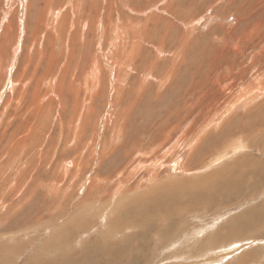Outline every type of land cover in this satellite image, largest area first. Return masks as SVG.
<instances>
[{"label": "rangeland", "instance_id": "obj_1", "mask_svg": "<svg viewBox=\"0 0 264 264\" xmlns=\"http://www.w3.org/2000/svg\"><path fill=\"white\" fill-rule=\"evenodd\" d=\"M262 145L264 0H0V264H264Z\"/></svg>", "mask_w": 264, "mask_h": 264}, {"label": "bare ground", "instance_id": "obj_2", "mask_svg": "<svg viewBox=\"0 0 264 264\" xmlns=\"http://www.w3.org/2000/svg\"><path fill=\"white\" fill-rule=\"evenodd\" d=\"M188 25V24H187ZM67 66V65H66ZM136 104V103H135ZM172 106V105H171ZM235 107V106H234ZM233 120V119H232ZM223 122V121H222ZM208 129V128H207ZM206 133V132H205ZM261 144V143H260ZM29 146V145H28ZM262 146H264V145H262ZM261 146V147H262ZM230 148H232V147H230ZM263 149V148H262ZM261 149V150H262ZM95 156V155H94ZM243 164H245L246 165V170H244L243 172H241V173H239V174H241V178L238 180L239 182H242V180H243V176H242V174L243 173H247L248 175L247 176H249V178L251 177V173H252V171H255V170H259V169H262V168H264V162L263 163H260V162H254V161H252V160H249V159H247V161H244V163H242V164H239V168L243 165ZM185 167V166H184ZM241 168H245L244 166H242ZM171 170H174V172L175 173H177V172H179L181 175H183L184 174V168H183V166H182V162L180 161V160H178V161H175L173 164H172V166H171ZM229 170H231L230 168H228V166L225 168V170H222V169H220V171L221 172H223V171H225V173H229V174H231L230 172H229ZM187 175V174H186ZM259 179L262 181V178L261 177H259ZM231 185V184H230ZM256 187V185L253 183V184H250L249 185V187L245 190V193L246 192H248V191H252L254 188ZM200 188H202V189H206V188H211V189H214V187L212 186V187H210V185L209 186H207V185H203V186H200ZM233 188V187H232ZM179 190V189H178ZM207 190V189H206ZM184 190H182V192H183ZM174 192V191H173ZM195 193H197V192H195ZM195 193L193 192L192 193V196H191V198L195 195ZM183 194V193H182ZM199 194V193H198ZM258 194V193H257ZM184 195V194H183ZM189 195V194H188ZM201 197L202 198V195L201 194H199L198 196H197V198L198 197ZM65 197V196H64ZM174 197V196H173ZM194 198V197H193ZM175 199H176V197H175ZM178 199V198H177ZM211 199H215V197L213 196V195H210V196H208V197H205L204 198V201L205 202H207L206 200H211ZM144 200V199H143ZM149 200H151V201H149ZM173 200V199H172ZM192 201H194V200H192ZM203 200L200 202V204L202 203V202H204ZM174 202V201H173ZM175 203V202H174ZM203 204V203H202ZM258 204V203H257ZM168 205H169V202L166 200V197H164V196H155V197H149V198H147L146 200H144V201H141V200H139V201H137V203H136V206L134 207V208H132V209H126V207H125V210H124V213H125V215H130V218H129V224H131V225H133V226H141L142 227V230H144V232H145V230L146 231H149V230H151V231H154L155 230V228H157V225L158 224H161L162 225V223H161V221H160V219L162 218V214L164 215V219H165V216H167V218H169V220H170V218L172 219V217H174L175 215H179L178 217H180L181 219H183L182 218V214L184 213V211L186 212V208L187 207H185L184 209H179V208H175V209H172V205L171 206H169L168 207ZM195 205H197L196 203H195ZM175 206V205H174ZM192 206V205H191ZM194 206V205H193ZM201 206V205H200ZM208 206V205H207ZM264 206V205H263ZM260 207L259 209L260 210H264V207ZM202 207V206H201ZM163 208H164V211H163ZM198 208H200V207H198ZM196 209V208H195ZM206 209V208H205ZM177 210V211H176ZM192 210H194L193 208H192ZM198 210V209H197ZM201 210H203V209H200V211ZM207 211V210H206ZM144 214H147L148 215V217H151V216H153V217H158V216H160L159 217V222L157 223V224H150L148 221H147V218H145L144 217ZM187 214V213H186ZM185 215V214H184ZM177 217V218H178ZM259 216L258 215H256V218H258ZM139 218H141V222H139L140 220H139ZM240 219V218H239ZM176 220H178V219H176ZM183 221V220H182ZM179 222V221H178ZM180 222H181V220H180ZM256 221H252V220H250V221H245L244 222V225L247 227V229H248V227H251L254 223H255ZM178 224V223H177ZM180 224V223H179ZM178 224V225H179ZM124 226V225H123ZM158 229V228H157ZM161 229V231L163 232V233H161V234H158V232H157V237H158V239H159V241H161V240H163V241H161L162 243H163V245L165 246V247H167V244H166V240L164 241V239H166V237H165V230H163L162 228H160ZM233 229H234V226H233ZM138 230V229H137ZM136 230V231H137ZM157 231V230H156ZM156 231H154V232H156ZM167 231V230H166ZM124 232V231H123ZM241 232V231H240ZM126 233V232H125ZM127 234V233H126ZM168 234V233H167ZM109 236H112V235H109ZM167 236V235H166ZM142 237V236H141ZM112 238V237H111ZM179 238V237H178ZM57 239V238H56ZM113 239V238H112ZM107 240L108 241H110L108 238H107ZM216 240L217 241H222L223 242V245H221V246H212V247H210V248H208V249H206L204 252H209V251H214L215 249H224L225 248V246L226 245H228V244H226L227 242H230V241H234L235 240V238L233 237V236H227V235H222V237L221 238H216ZM129 241H132V234H130V238L129 239H126V237L125 238H122L121 239V243L122 244H120V245H118V246H120V247H123V248H125V247H127L128 245H129ZM177 241V240H176ZM145 242V241H144ZM110 243H112V241L110 242ZM114 243V242H113ZM134 243V242H133ZM168 243H169V241H168ZM174 243V242H173ZM177 243V242H176ZM234 243V242H233ZM107 244V243H106ZM236 244V243H235ZM170 245V244H169ZM172 245V244H171ZM174 245V244H173ZM183 245H185L184 243H183ZM118 246H116V247H118ZM110 247V246H109ZM106 248V245L104 244V249ZM113 248V247H112ZM146 248L147 247H144V249H140L138 252L137 251H134V253H135V258H143L144 259V257L146 258V255H144V252H145V250H146ZM115 249V248H114ZM230 249H234V247H232V248H228V250H230ZM108 250V249H107ZM111 250V249H110ZM109 250V251H110ZM117 250V249H116ZM122 250H126V249H122ZM147 251V250H146ZM223 251H225V250H223ZM111 252H113L112 250H111ZM117 252V251H116ZM203 252V253H204ZM107 253V252H106ZM107 254H109V255H112L113 256V254L112 253H107ZM225 254V256H227V255H229V254H226V252L224 253ZM257 254V253H256ZM212 255V254H211ZM245 255V254H244ZM119 255H115L114 257H113V264L116 262V261H118L119 260V257H118ZM201 256V255H200ZM222 257H224V255H222ZM248 257V256H247ZM255 257V256H254ZM253 257V258H254ZM259 257H261V256H259ZM258 257V258H259ZM212 258V257H211ZM244 258V257H243ZM250 258V257H249ZM87 259H88V257H87ZM147 259V258H146ZM225 259H226V257H225ZM260 259V258H259ZM217 259H212V260H208L209 262H211V261H216ZM223 260V258L221 259V260H217L216 261V263H221V262H224V261H222ZM227 260V259H226ZM255 260V259H254ZM138 261H139V259H138ZM250 261V260H249ZM262 261V260H261ZM85 262V261H84ZM242 262V261H241ZM251 262V261H250ZM256 262H258V261H256ZM152 263H154V262H152ZM156 263V262H155ZM207 263V262H206ZM202 264V263H201ZM205 264V263H204ZM211 264H215L214 262H212ZM248 264V263H247Z\"/></svg>", "mask_w": 264, "mask_h": 264}]
</instances>
